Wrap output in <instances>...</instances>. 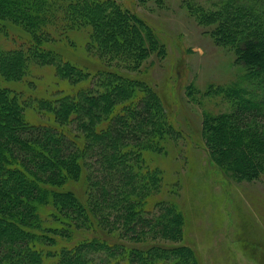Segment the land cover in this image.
Wrapping results in <instances>:
<instances>
[{"label": "trees", "instance_id": "16d2710c", "mask_svg": "<svg viewBox=\"0 0 264 264\" xmlns=\"http://www.w3.org/2000/svg\"><path fill=\"white\" fill-rule=\"evenodd\" d=\"M241 1L234 0L235 12L244 11L246 4ZM113 3L0 0V27L8 21L33 37L27 45L0 49V80L17 82L30 65L41 64L55 67L60 79L71 85L88 84L58 99L40 101V110L50 112L54 121L37 125L23 119L28 101H20L17 92L0 84V264H99L91 256L100 253L106 257L101 259L102 264H195L187 245L138 241L146 231L174 240L182 236L185 226L183 214L174 204H169L168 210L165 201L153 204L150 196L153 191L160 192L162 180L157 169L147 167L144 153L160 149L154 144V136L160 140L175 135L163 114L167 106L147 88L138 95L136 89H144L143 83L124 74L107 68H101L95 76L83 72L42 40L45 34L50 35L48 27L62 29V33L88 28L98 50L108 52L122 42L113 29L125 28L130 18ZM208 19L210 23L217 21L220 36L233 35L224 25H218V16ZM263 36L264 32L258 34L253 28L245 39L249 51L240 50L237 55L240 61L255 53L258 63H248L264 78ZM257 87L251 94L254 97L241 98L231 122L217 126L220 137L222 132L233 138L248 136L250 148L248 144L245 149L242 144L232 146L225 136L222 145L228 146L225 148L230 158L232 147L234 157L250 150L248 158L235 162L246 165L255 160L256 167L248 173L239 168L234 171L253 178L262 172V155L251 147L255 143L261 146L257 141L264 142V133L249 136L251 129L241 121L264 111V85L257 83ZM146 95L152 97L147 99ZM258 95H262L260 99H256ZM210 129L216 133V129ZM206 142L211 161L221 168L222 160L229 159L227 153L217 150L212 137ZM50 207L54 212L46 211ZM106 210L116 214L109 218L119 225L114 243L107 232L100 230V225L106 224L99 211ZM153 211L156 213L151 216Z\"/></svg>", "mask_w": 264, "mask_h": 264}, {"label": "rangeland", "instance_id": "374dc122", "mask_svg": "<svg viewBox=\"0 0 264 264\" xmlns=\"http://www.w3.org/2000/svg\"><path fill=\"white\" fill-rule=\"evenodd\" d=\"M112 2L130 18L125 20V28L122 25L119 31L113 29L122 42L114 44L108 52L98 50L88 28L62 33V29L47 26L50 35L45 34L42 40L65 62L83 72L93 76L101 68H107L110 72L124 74L143 83L144 89H136L138 95L147 88L167 106L163 114L172 124L175 135L160 140L154 136V144L160 149L144 153L147 167L157 169L162 180L160 192L153 191L150 196L153 204L157 200L165 201V209L169 210V204H174L182 212L185 226L182 236L174 240L146 231L138 241L175 247L187 245L195 264H264V163H261L264 142L258 138L261 146L251 143V149L262 155L259 156L262 172L256 178L248 174L243 177L234 170L239 168L248 173L257 163L254 160L244 165L235 161L248 158L246 154L250 150L236 155L235 159L232 147L230 158L225 148L228 146H223L222 142L225 136L232 146L242 144L245 149L248 136L233 138L222 132L220 137L217 133L220 130L217 126L232 121L241 98L251 99L257 83L264 85V78L248 63L259 61L253 48L250 52L254 55L245 60L239 61L237 55L240 50L249 51L245 49L246 37L253 28L258 34L264 32V0H242L241 4L246 5L244 11L239 12L234 10V0ZM213 15L218 16V25H224L233 35L220 36L217 21H208ZM110 19L117 22L116 17L110 15ZM6 23L5 27H0V49L8 51L32 43V35L23 27ZM90 80L92 82L91 77ZM0 84L17 92L20 101H28L23 119L30 125L54 121L50 112L40 110V101L58 99L81 85L88 86L71 85L60 79L55 67L41 64L30 65L27 74L17 82L1 79ZM13 90L10 91L12 96ZM146 96L147 99L152 97ZM258 96L256 99L262 95ZM250 118L247 116L241 121L251 129L248 135L264 133V111ZM210 127L216 129V133ZM239 130L246 133L236 128ZM209 136L214 139L217 150L221 149V153L229 157L222 160L221 168L211 161L206 142ZM248 146L250 148V144ZM48 210L54 212L52 207L46 208ZM100 212L106 224H101L100 230L107 232L108 239L114 243L120 230L117 222L109 217L116 214L108 210ZM153 213L156 211L151 216ZM91 257L99 264H102L101 259H106L102 253Z\"/></svg>", "mask_w": 264, "mask_h": 264}]
</instances>
